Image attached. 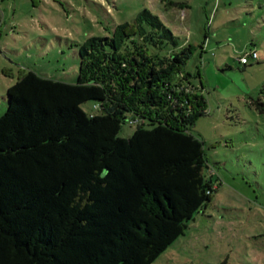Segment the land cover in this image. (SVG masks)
Wrapping results in <instances>:
<instances>
[{
    "label": "trees",
    "instance_id": "obj_1",
    "mask_svg": "<svg viewBox=\"0 0 264 264\" xmlns=\"http://www.w3.org/2000/svg\"><path fill=\"white\" fill-rule=\"evenodd\" d=\"M78 53L75 81L30 71L8 90L0 264H153L217 191L191 131L207 113L184 72L191 45L145 9ZM89 100L100 113L83 111Z\"/></svg>",
    "mask_w": 264,
    "mask_h": 264
},
{
    "label": "rangeland",
    "instance_id": "obj_2",
    "mask_svg": "<svg viewBox=\"0 0 264 264\" xmlns=\"http://www.w3.org/2000/svg\"><path fill=\"white\" fill-rule=\"evenodd\" d=\"M145 9L180 46L193 47L184 72L207 113L191 131L205 143L217 188L153 264H264V0H0V115L24 73L75 81L78 45L134 23ZM254 51L258 57L243 64ZM80 105L87 114L101 112L94 100ZM137 127L125 123L121 135Z\"/></svg>",
    "mask_w": 264,
    "mask_h": 264
},
{
    "label": "built area",
    "instance_id": "obj_3",
    "mask_svg": "<svg viewBox=\"0 0 264 264\" xmlns=\"http://www.w3.org/2000/svg\"><path fill=\"white\" fill-rule=\"evenodd\" d=\"M252 54H253V57H257V52L256 51H254V52H252ZM248 55H246V56H244V57H242V62L243 63H248L249 61H248Z\"/></svg>",
    "mask_w": 264,
    "mask_h": 264
}]
</instances>
